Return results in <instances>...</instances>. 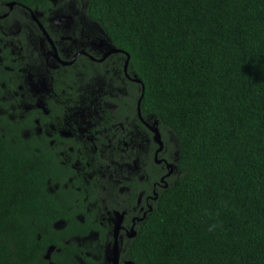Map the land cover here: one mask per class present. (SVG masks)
I'll use <instances>...</instances> for the list:
<instances>
[{
  "label": "trees",
  "instance_id": "trees-1",
  "mask_svg": "<svg viewBox=\"0 0 264 264\" xmlns=\"http://www.w3.org/2000/svg\"><path fill=\"white\" fill-rule=\"evenodd\" d=\"M7 1L39 32L26 10L41 11L44 25L61 12L52 0H0ZM67 1L76 2L77 38L57 40L76 52L94 48L97 59L118 52L102 63L81 55L71 68L52 69L36 100L22 79L34 68L16 55L25 47H5L0 32V264H97L73 240L93 231L104 238L98 229L106 204L99 217L85 200L99 188L94 180L82 186L75 167L91 169L94 153L117 137L113 121L122 104L124 112L135 110L139 100L146 119L158 122L163 155L177 170L122 256L134 264H264V0ZM42 39L40 33L39 47ZM82 63L88 79L105 72L116 83L84 105L95 151L82 143L78 126L44 127L54 110L70 117L55 73L73 85ZM67 128L76 135L63 136ZM152 166L157 177L166 173Z\"/></svg>",
  "mask_w": 264,
  "mask_h": 264
},
{
  "label": "flooded vegetation",
  "instance_id": "flooded-vegetation-1",
  "mask_svg": "<svg viewBox=\"0 0 264 264\" xmlns=\"http://www.w3.org/2000/svg\"><path fill=\"white\" fill-rule=\"evenodd\" d=\"M16 2L7 1V2H0V21L4 20L2 24H0V32L1 34H5L8 38L4 43L6 47L8 44L11 46H15L16 49L20 51L23 48H19L18 45H21V35L23 33V27L20 20V16H24L21 11H15L16 6L13 5ZM25 10V9H24ZM39 11L38 9L35 10H26L25 12L29 14L30 18L37 23L40 33L44 39L41 41V48L39 50L45 49L46 52L44 53V58L46 63H44L45 70L48 74L52 72V69H60V68H67L73 67L77 64L78 60L81 57H87L89 61L94 63H102L98 62L102 58L105 61L106 56L102 57L101 59H97L95 55V49L91 48L90 53L87 51H74L73 48L70 47L71 42L68 44L65 40H57L56 36L50 35L48 30L46 29L45 25L40 22L43 27L45 28L48 35L53 40L54 46L50 43L47 36L44 33V30L40 28L38 22L34 19L35 16L38 19L36 12ZM36 14V15H35ZM6 19L10 20L7 21ZM39 20V19H38ZM11 25V26H10ZM9 26V27H8ZM16 27L19 29L17 34L11 35V29ZM77 25L74 30H71V37H66L67 39H74L77 38L76 34ZM66 35V34H64ZM63 35V36H64ZM0 42V44H2ZM76 48L77 42L74 43ZM23 45V44H22ZM98 47H101L103 43L97 44ZM109 46V45H108ZM112 49H109L108 52L104 54L111 53ZM75 52L74 54H72ZM84 56H77L80 53ZM48 54V57L45 55ZM99 54H101L99 52ZM20 59L23 57L21 53L16 54ZM86 58V59H87ZM108 59V57H107ZM106 59V60H107ZM127 62V61H126ZM48 64V67L46 66ZM125 70V69H124ZM51 75V74H50ZM125 75H127L125 73ZM128 77V76H127ZM128 79H130L128 77ZM131 80V79H130ZM48 87L47 81L44 84V89L41 91H46ZM38 92V91H37ZM126 103L124 102L121 106V109L116 114L114 121L118 125L117 128V137L114 140H107L106 143L102 144V147H99L100 150H103L101 153L98 149V153H94V155H98L99 158L94 156V159L88 164V167H91L90 170L86 168H76V174L78 177L82 178V186L88 187L92 180L103 179V178H110L113 180L114 188H115V200L111 203L106 204L102 208V211L105 210L104 217L101 218L102 221L100 223V228L98 230L104 231V238L100 239L102 234L97 231H93L88 237H78L75 238L73 241L77 244V240L81 241L83 239H89L93 237L97 238V242L103 244L107 247V262L108 264H113L110 261V255L113 250L114 244V230L117 222L121 220L120 232L118 235V239L120 241V247L117 246V253L119 254V264H134L131 260L125 259L123 257V253H125L128 249L129 241L136 238L137 236V229L139 225L146 219L147 214L152 210V206L158 198V191L168 186L167 178L174 175L177 168L172 163H169L167 159H165L163 152H168L166 148L161 149L158 146L157 142L154 140L155 135L153 131L157 130L160 133L158 122L155 119L147 118L143 115L141 110V104H137L136 109L126 110L124 112V108ZM121 105V103H120ZM63 122L71 125V127L78 126L80 127V133H77L82 138V143H92L91 141L87 140L86 134H84V130H89L92 128V122H89V126L87 128H83L80 125H77L71 117H65ZM110 122V120H108ZM68 134H64L65 137H73L76 133L71 130V128H67ZM91 132V130H89ZM161 141H162V136ZM93 138V137H92ZM95 138V137H94ZM96 139V138H95ZM153 141V143H151ZM157 144H156V143ZM163 143V141H162ZM92 150H96V146H92ZM121 158L122 162L118 159ZM160 168V171H165L166 173L157 177L158 173H155L152 163ZM152 162V163H151ZM93 165H96V168H93ZM169 165L172 166V169H169ZM99 171L96 172V170ZM125 167L124 171H120ZM169 175V176H168ZM73 177L70 178L69 182H73ZM78 181V179H77ZM131 187L134 190H131ZM80 188V187H78ZM87 192V190H85ZM86 201H90V196L85 197ZM94 207L95 204L90 202ZM97 209L94 207L95 212L99 211L100 208ZM98 214L99 217L102 216L103 212ZM81 220L84 218L80 217ZM57 228H63L64 224L59 223ZM135 232V233H134ZM78 245V244H77ZM80 246V245H78ZM81 247V246H80ZM86 254V252H85ZM121 255V256H120ZM82 255L78 254L77 258L82 260Z\"/></svg>",
  "mask_w": 264,
  "mask_h": 264
},
{
  "label": "rangeland",
  "instance_id": "rangeland-1",
  "mask_svg": "<svg viewBox=\"0 0 264 264\" xmlns=\"http://www.w3.org/2000/svg\"><path fill=\"white\" fill-rule=\"evenodd\" d=\"M52 2L54 3V5L61 3V12H59L56 16L51 15L46 18L49 23V25H45L46 29L48 30L49 34L53 36L66 34V37H71V30H74L76 28V25H78V12L76 10V2H70L67 0H52ZM15 6L16 4L13 5V7ZM80 7L82 8L83 5H81ZM36 14L39 18H43V13L41 11H37ZM55 17H59L60 19H62L64 26L59 28L56 24ZM20 20L23 27V33L21 35V42L23 43V45H18V47H25L24 52L22 53L23 57L21 59L31 64L34 68V75L31 76L29 74H25L22 79L23 83H25L27 86V96L30 95L31 99L35 98L37 100L38 96L40 95L39 92H41V90H44L43 79L47 74L44 63L42 62L39 55L40 32L36 26H33L32 23L29 22L26 18H23V16H20ZM59 24L61 25L62 23ZM18 31V28L13 27L10 34H17ZM81 45H83L82 42ZM41 46L42 44L40 45V48ZM102 51L103 49L101 46L100 53H103ZM45 52L46 48L41 50L43 57ZM45 57H48V54L45 55ZM103 61L104 60L102 58L98 62ZM46 66L48 67V64H46ZM88 66V63H82L76 66L74 76L75 80H73V85H65L63 83V81H65L66 79V75L64 73H55L56 84H59L63 99H65V106L64 108H62V112L66 116L69 115L77 125H80L83 128H87L89 126V118L84 108L85 103L91 100L95 93L99 94L101 92H105V90L107 89H114L116 87V83L113 82V80L105 72L94 71L92 75L89 74L90 79H88ZM39 107L41 108L40 105ZM63 119L64 118L60 117L57 111L54 110L52 111L50 120L45 122L44 127L47 128L48 132H54L56 130L62 129L64 123ZM83 133L86 134L87 140L92 142L93 147L98 144L97 140L89 132V130H84ZM71 150L73 152L74 148L72 147ZM80 150L81 148H78L77 152ZM75 155L76 152H74L72 156L74 157ZM118 159L120 160V162H122L121 158L118 157ZM93 168L95 169L96 165H93ZM99 169L100 167L96 170V172L99 171ZM124 170L125 167L120 169V171ZM66 185L67 184H60L59 187L65 189ZM94 186L99 188V191L95 192L93 196L90 195V200L93 204H95L94 207L99 209L100 206L111 203L115 200V188L113 180H111L110 178H98L97 180H94ZM131 190H134V188L131 187ZM77 244L86 249V255L90 257L94 261V263L96 261L97 264H108L106 259L108 255L107 247L101 243H98L96 237H93V239H83L81 241L77 240ZM82 261H84V259H82Z\"/></svg>",
  "mask_w": 264,
  "mask_h": 264
},
{
  "label": "bare ground",
  "instance_id": "bare-ground-1",
  "mask_svg": "<svg viewBox=\"0 0 264 264\" xmlns=\"http://www.w3.org/2000/svg\"><path fill=\"white\" fill-rule=\"evenodd\" d=\"M50 41V40H49ZM51 43V42H50ZM53 46H54V44L53 43H51ZM81 54H85V53H80V54H78L77 56H79V55H81ZM111 55V53H106L104 56H106V58L107 57H109ZM105 58V59H106ZM128 59H129V57H128ZM128 59H127V62H128ZM134 82H137V83H140L138 80H136V79H134L133 80ZM153 133H154V135H155V138H154V140L158 143V145L161 147V149L163 148V143H162V141H161V137L158 135V137H157V134L159 133V132H157V130H155V131H153ZM169 169H172V166L171 165H169ZM169 176V175H168ZM118 223V222H117ZM117 226V225H116ZM116 226H115V229H116ZM120 226H121V222H120ZM119 232H120V228H119V231H118V234H117V237L115 238L114 237V244H113V250H112V253H111V255H110V258L111 259H109L110 261H112L113 262V264H119V254L117 253V246L118 247H120V241H119V239H118V235H119ZM135 233V232H134ZM114 234H115V230H114ZM129 264H132V263H129Z\"/></svg>",
  "mask_w": 264,
  "mask_h": 264
},
{
  "label": "water",
  "instance_id": "water-1",
  "mask_svg": "<svg viewBox=\"0 0 264 264\" xmlns=\"http://www.w3.org/2000/svg\"><path fill=\"white\" fill-rule=\"evenodd\" d=\"M34 19L38 22L40 28L44 30V33H45V35L47 36L48 40H50L51 43H54L53 40L51 39V37H50V36L48 35V33L46 32V30H45V28L43 27V25H42V24L40 23V21L36 18V16H35ZM112 52H118V50H116V49L114 50V49H113ZM120 52H121V51H120ZM83 53H84V52H83ZM127 69H128V62H126V64H125V73H126V74H127ZM136 80H138V79H136ZM138 81H139V80H138ZM139 82H140V81H139ZM139 104H141V100L139 101ZM158 135L161 136L160 133L157 134V137H158ZM120 222H121V220L118 221L117 226H116V229H115V234H114V237H115V238L117 237V234H118V231H119Z\"/></svg>",
  "mask_w": 264,
  "mask_h": 264
},
{
  "label": "clouds",
  "instance_id": "clouds-1",
  "mask_svg": "<svg viewBox=\"0 0 264 264\" xmlns=\"http://www.w3.org/2000/svg\"><path fill=\"white\" fill-rule=\"evenodd\" d=\"M225 207H226V205H225ZM204 215L211 216V213H210V211H204ZM215 227H216V225H213V227L209 228V231L214 230Z\"/></svg>",
  "mask_w": 264,
  "mask_h": 264
}]
</instances>
